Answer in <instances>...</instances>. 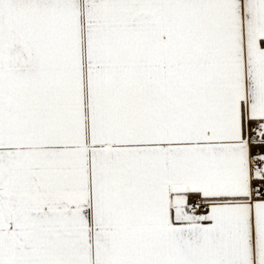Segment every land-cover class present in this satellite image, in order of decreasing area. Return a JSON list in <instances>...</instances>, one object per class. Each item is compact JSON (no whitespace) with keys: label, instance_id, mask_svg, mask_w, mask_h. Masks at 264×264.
I'll list each match as a JSON object with an SVG mask.
<instances>
[{"label":"snow or ice","instance_id":"snow-or-ice-1","mask_svg":"<svg viewBox=\"0 0 264 264\" xmlns=\"http://www.w3.org/2000/svg\"><path fill=\"white\" fill-rule=\"evenodd\" d=\"M0 264H264V0H0Z\"/></svg>","mask_w":264,"mask_h":264}]
</instances>
